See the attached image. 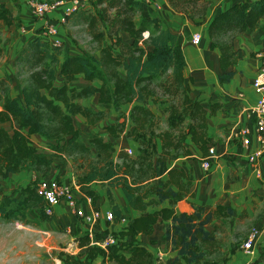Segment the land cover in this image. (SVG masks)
Returning <instances> with one entry per match:
<instances>
[{"label":"trees","instance_id":"1","mask_svg":"<svg viewBox=\"0 0 264 264\" xmlns=\"http://www.w3.org/2000/svg\"><path fill=\"white\" fill-rule=\"evenodd\" d=\"M100 1L104 6L99 15L79 14L101 45L99 58L82 52L65 54L60 59V46H50L38 36L28 39L17 53L16 68L24 71L26 77L21 98L6 92L0 96V123L9 122L12 128L9 132L0 127V178L17 174L25 166L46 175L55 157H86L94 152L95 160L87 163L76 179L93 208L98 209L95 204L99 196L90 188V183L100 182L107 187V199L116 221L121 220L122 213L115 203L112 187L121 188L127 206L138 214L119 230L104 228L93 232L94 240L101 239L104 233L117 238V243L108 250L94 244L88 232L78 234L77 245L84 252L75 259V264H93L97 257L107 258L114 264H153L152 252L136 237L152 235L158 221L164 222V244L175 251L168 264H222L206 259L202 244L215 240L207 226L215 219L232 217L234 209L228 205L207 209L187 200L191 178L183 168L171 166V161L179 155H191L187 146L183 153L171 152L183 147L181 144L187 139L199 146L203 157L215 143L207 133L208 110L198 97L191 96L192 77L186 80L184 76L186 61L178 35L162 28L159 18L150 13L147 0ZM166 1L176 13L191 19L203 16L210 3V0ZM0 20L7 26L13 23L12 12L3 3H0ZM261 21L264 22V0L236 2L213 16L207 31L209 48L219 50L220 84L228 83L234 75L231 67L238 61L236 37L256 30ZM101 25L106 26L107 36L102 33ZM149 30L146 46L128 44L120 35L126 32L136 40ZM106 38L109 42H105ZM157 77L160 78L158 86L164 95L170 96V103L156 99L152 85ZM58 78L60 84L56 83ZM79 78L86 84L77 88L72 84ZM93 96H97L99 109L80 103L81 99ZM148 102L163 104L162 111L167 115V129L156 133L160 151L154 160L144 149L135 158L121 153L122 168H117L112 159L111 139L124 133L139 140L143 131L153 128L156 115ZM126 103L132 104L128 116L122 110ZM219 106L217 101H211L209 112L213 113ZM112 111L116 113L115 121L102 127L108 138L93 133L87 144L82 142L73 116L79 114L87 124L96 126ZM184 124L185 130H181ZM32 135L42 137L46 148H39ZM165 199L167 206L160 207L159 203ZM29 206L38 208L42 220L50 219L44 212V200L37 194L36 185L31 184L20 188L19 198L3 194L0 214L17 217L21 209ZM122 245L127 246L126 253Z\"/></svg>","mask_w":264,"mask_h":264},{"label":"crops","instance_id":"2","mask_svg":"<svg viewBox=\"0 0 264 264\" xmlns=\"http://www.w3.org/2000/svg\"><path fill=\"white\" fill-rule=\"evenodd\" d=\"M17 1L20 2L21 0ZM148 1V9L150 13L159 18L162 28H167L178 35L186 61L184 76L186 80H188L189 77H192V82L190 83L191 96L198 97L202 106L208 110L207 133L215 142L213 147L216 156L212 160L210 171L206 172L201 168L200 160L203 157V152L199 146L193 144L190 139H187L185 144L191 151V155H179L177 159L171 161V166L183 168L191 178L189 195L186 197L187 200L197 205H203L207 209L216 205H228L234 209L232 217L241 215V212H246L245 215L247 214L253 221L251 226H253L254 231L256 232L254 250L257 251L262 247V250L257 251L259 255L254 258H247L243 254H238L236 252L231 255L227 264H253L254 262H257L256 264H264V154L259 156L257 162L260 174H256L253 170V165L246 160L247 154L259 149V145L255 138V128L248 115V108L254 105L257 100V95L252 87V81L259 65L257 52L264 51V22H259V26L256 30L245 32L236 37L235 46L240 48L242 57L238 59L235 66L231 67L234 71L232 79L228 83L220 84L218 80V74L220 73L218 61L219 50H211L209 48L210 39L207 31L208 25L216 13L226 9L236 2L249 0H210L205 14L194 19L176 13L168 5L166 0ZM153 3L158 4L159 7L155 8ZM61 15L62 11L56 9L43 18H34L30 24L31 27H29V33H32V30L44 27L50 23L55 24L58 27V25L63 23L59 20ZM71 17L72 20H82L79 17V14L77 17L74 15ZM69 18L66 16L64 22L68 21ZM102 26L103 25H101V27ZM196 32L201 35V39L197 44L193 43L191 40L192 35ZM102 33L107 36V33L105 34L103 31ZM120 35L128 44L132 45L133 40H135L126 32H120ZM31 36H38L43 41L47 39L41 37L40 33H32ZM92 39L95 40L93 36ZM68 40L65 39L66 46H69ZM251 50L255 52L253 57H249L251 55L248 54ZM19 51L20 49L17 53ZM76 53L82 52L70 49L69 51H61L59 57L62 59L65 54ZM78 81L80 84H76ZM56 83L60 84L61 79L58 78ZM85 84L86 82L82 78H79L74 81L72 85L79 88ZM85 99L95 100L96 109L100 108L96 103L97 96ZM211 101H217L220 104L213 113L209 112ZM131 106L132 104H130L128 112H125L127 116ZM75 116L84 119L79 114H76ZM244 126L251 129V141L248 148L241 147L231 136L234 130ZM123 134L124 133L121 135ZM127 138L129 137H126L125 139L127 140ZM31 139L37 146V142H39L40 148H46L45 140L42 137L32 135ZM81 141L87 144V140L81 139ZM129 142L132 143L131 140H129ZM157 143H159L160 147L159 140ZM22 172L23 170L19 173ZM46 175V179L49 181H56L53 178H56L57 176H60V178L64 177L61 176L59 170L55 168L54 160L51 170ZM77 187L79 193H73V195H75L74 197H76L75 200H77L78 197L83 198L85 201L83 203V210L89 212L93 207L91 205V199L81 191L78 184ZM90 188H92L99 196L95 204L97 208L99 207L101 211H103L102 208H105V210L111 208L110 202L107 199L106 185L101 184L100 182H91ZM110 190L115 199V203L121 210V217L124 218V221L120 220L111 223L112 227L110 230H119L126 226L129 220L136 216L138 212L127 206V200L120 187H112ZM162 206H167V199L161 201L160 207ZM174 208L176 211L179 210L178 205H175ZM69 212L68 205L61 202L55 206L53 213L60 219L66 221L68 219L70 222H73L74 219L72 218V215H70L71 212ZM117 226H120V228H117ZM163 233L164 222L158 221L157 224H155L152 235L139 234L136 239L151 251L149 243H151V240L163 242ZM243 253L249 256L244 251Z\"/></svg>","mask_w":264,"mask_h":264},{"label":"rangeland","instance_id":"3","mask_svg":"<svg viewBox=\"0 0 264 264\" xmlns=\"http://www.w3.org/2000/svg\"><path fill=\"white\" fill-rule=\"evenodd\" d=\"M29 0H0V3L8 6L13 14V23L9 26L5 25L0 20V96L2 97L6 92L10 96L21 98V87L26 77L24 71L19 72L15 65V58L17 51L21 49L24 43L30 39L32 33L41 34V37H49L48 34L42 35L45 32L43 27L32 30L29 33L32 20L35 18L31 15L30 9L27 5ZM44 2L49 0H35ZM103 4L100 0H85L81 8L74 14L68 15V21L58 25V38L61 40L60 49L62 52L73 49L83 53L91 54L97 58L100 57L101 50L99 43L92 39L91 30L87 27L84 18L81 21L72 20V15L78 14H94L99 15L103 11ZM39 19V18H36ZM138 23V22H137ZM101 27V26H100ZM105 34L107 33L106 26L100 28ZM150 30L145 31L141 36L133 40L132 44L136 46H146ZM65 39L68 40L69 46H66ZM109 38L105 42H109ZM50 46L51 41L45 40ZM238 59L242 57L241 50L238 46ZM249 57H253L255 52L251 50L248 53ZM160 78L157 77L153 81L152 87L156 92L155 97L161 102L169 100L170 96L164 95L160 86H158ZM80 84V82H76ZM45 93V91H43ZM82 104L91 105L96 109L95 100L81 99ZM167 103V102H166ZM152 111L155 113L154 127L143 131L140 139L127 138L132 143L127 142L125 135H121L113 141L112 159L117 168H122L121 153L126 154L129 158H135L139 152L144 149L150 158L154 160L160 151L157 132L167 129L165 119L166 112L162 111L164 105H151ZM130 104L122 107L123 112H128ZM1 108V98H0ZM116 114L112 111L104 120L100 121L96 126H90L84 119L78 116H73L74 125L79 129L80 139L87 140L93 133L104 135L106 139L108 136L102 130L104 124L113 123ZM0 127H4L11 132L12 128L9 122L0 123ZM180 130V128H179ZM181 130H185V124ZM177 134V130L174 132ZM34 142V141H33ZM136 143V144H135ZM39 148L40 144L37 142ZM183 147L174 150L172 153H183L185 150V142ZM42 147V146H41ZM126 147V148H124ZM43 148V147H42ZM130 150L131 153H128ZM94 152L89 156H63L55 157V168L59 170L61 176L55 179L58 182L68 184L74 194H78V187L76 179L81 175L86 168L87 163L94 161ZM23 176V177H22ZM47 175H41L39 172L33 170L29 166H25L22 173L12 174L7 178H0V200L3 194L11 197H20V188L25 184L36 185L38 181L46 179ZM47 180V179H46ZM75 196V195H74ZM78 197V195H77ZM76 198V197H75ZM84 199L78 197L76 200L77 206L83 208ZM161 205V203H159ZM70 215L74 221L70 222L60 219L54 213L50 215V219L42 220L40 218V211L33 206L26 207L20 210V215L17 217H8L0 214V264H75V259L83 255L84 248L77 245L76 237L78 234L88 232H101L104 228H111L104 220L95 221L93 224H86L79 215L74 212L72 206H68ZM93 209V207H92ZM96 209V208H94ZM98 209H100L98 207ZM110 209V208H109ZM108 208L106 210H109ZM102 210L104 211L105 208ZM243 213V214H242ZM241 212V215L230 218L215 219L212 224L207 226L209 231H212L215 240L211 243L202 244V250L205 258L209 260H216L219 263L227 264L231 255L243 254L247 258H254L259 255L257 251L262 250L260 247L253 254L243 253L241 244L249 237V234L254 231L251 218ZM22 215V217H21ZM77 222V223H76ZM120 228V226H117ZM127 245V244H126ZM122 245L123 251L127 252V246ZM150 250L153 254V264H168L174 257L175 251L170 246H166L164 242L149 243ZM93 264H114L107 258L97 257Z\"/></svg>","mask_w":264,"mask_h":264},{"label":"built area","instance_id":"4","mask_svg":"<svg viewBox=\"0 0 264 264\" xmlns=\"http://www.w3.org/2000/svg\"><path fill=\"white\" fill-rule=\"evenodd\" d=\"M85 0H49L44 2H38L35 0H29L27 5L30 9L31 15L35 18H43L47 14H50L56 9L62 11L60 16V22H64L66 16L74 14L78 11ZM147 2H149L147 0ZM155 8H158V4H154ZM45 32L42 35L48 34V38L51 41L52 46H59L61 40L58 38V28L55 24H47L43 27ZM47 38V37H45ZM47 38V39H48ZM201 39V35L196 32L192 35V42L197 44ZM259 58V65L256 69V73L253 77L252 87L257 95V100L254 105L248 108V115L255 128V138L259 145V149L252 153L247 154L246 160L253 165V170L256 174H260V170L257 166L258 158L264 154V51L257 52ZM232 138L241 147L248 148L251 141V129L247 126L239 127L232 132ZM131 153L130 150H127ZM216 156V152L213 146L209 147L208 155L202 157L200 160L201 168L208 172L212 167V160ZM36 192L44 200V212L47 215H52L55 206L64 202L68 206H72L74 212L82 218L86 224H93L95 221H105L108 224L116 222L114 214L111 209L101 211L100 209H91L89 212H85L83 208L77 206L75 197L71 187L58 181H49L46 179L40 180L36 184ZM124 221V218H121ZM92 239V242L104 250H108L111 246L117 243V238L111 233H104L103 237L99 240H94L92 234L88 233ZM256 232H251L249 237L241 244V248L245 253H254V239Z\"/></svg>","mask_w":264,"mask_h":264}]
</instances>
